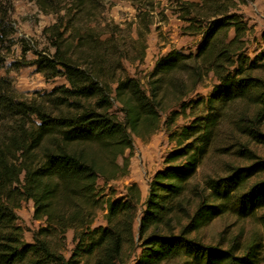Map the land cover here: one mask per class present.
<instances>
[{
    "label": "trees",
    "instance_id": "obj_1",
    "mask_svg": "<svg viewBox=\"0 0 264 264\" xmlns=\"http://www.w3.org/2000/svg\"><path fill=\"white\" fill-rule=\"evenodd\" d=\"M32 1L57 18L43 30L53 50L30 63L67 85L19 99L0 77V264H262L264 158L251 145L264 146V50L247 55L244 0H178L182 32L200 42L195 52L157 58L146 88L124 66L144 61L143 31L121 40L122 29L102 21V0ZM3 61L0 51V68ZM210 74L209 95L192 97ZM180 118L190 120L178 126ZM161 127L175 147L146 197L137 183L107 193L129 174L134 139L146 142ZM225 156L244 163L221 166ZM210 159L220 170L197 181ZM28 200L44 221L31 243L16 224ZM100 211L105 224L93 227ZM225 216L260 228L226 247L206 242L203 230Z\"/></svg>",
    "mask_w": 264,
    "mask_h": 264
},
{
    "label": "rangeland",
    "instance_id": "obj_2",
    "mask_svg": "<svg viewBox=\"0 0 264 264\" xmlns=\"http://www.w3.org/2000/svg\"><path fill=\"white\" fill-rule=\"evenodd\" d=\"M102 4L104 8L102 21L106 20L118 25L122 29L119 34L121 40L130 42V37L136 39L140 30L145 33L147 49L144 61L132 65L124 61L127 74L137 77L143 88H146V75L157 58L172 49L185 53L195 52L200 42V36H189L182 32V27L186 23L179 19L176 13L178 0H102ZM0 6V19L7 30V35H4L2 41L0 39V51L4 60L0 68V77L11 82L15 95L19 99H29L37 94L49 92L56 86L67 85L64 77L47 80L37 71L36 66L30 63L35 59V52L53 50L43 30L52 25L57 16L44 14L32 0H1ZM237 10L243 15L249 27L246 52L252 58L264 50V0H244L238 5ZM23 46L29 48V51L25 52ZM216 83L217 80L210 74L205 82L198 86L192 97L208 96ZM189 120L190 118H180L177 125L187 124ZM2 125L3 123L0 129L3 128ZM174 147L175 144L169 141L163 127L146 142L135 138L129 174L112 181L106 187V192L112 191L120 195L126 185L137 183L144 199L150 178L164 166L165 155ZM251 147L259 155L258 157L264 158L263 145L252 144ZM129 155L127 151L126 156ZM119 161L121 162L122 159ZM223 161L243 164L244 158L225 156L219 161L221 166ZM217 165L213 159L205 162L199 168L196 180L201 181L204 175L217 171L219 169ZM100 186H102L101 182ZM33 211L31 200L22 202L21 207L16 211V224L23 229V240L26 243H31L33 233L44 225L43 220L34 219ZM260 215H264V209L259 212ZM104 224V212L100 211L93 227ZM257 228L260 227L256 224V220H237L232 216H225L213 221L202 234L206 242L222 244L226 247L236 239L242 242L247 240ZM66 236L67 244L63 254L68 258L74 246L73 231L69 230ZM129 264H133V261L131 260Z\"/></svg>",
    "mask_w": 264,
    "mask_h": 264
},
{
    "label": "crops",
    "instance_id": "obj_3",
    "mask_svg": "<svg viewBox=\"0 0 264 264\" xmlns=\"http://www.w3.org/2000/svg\"><path fill=\"white\" fill-rule=\"evenodd\" d=\"M142 191V190H141Z\"/></svg>",
    "mask_w": 264,
    "mask_h": 264
}]
</instances>
